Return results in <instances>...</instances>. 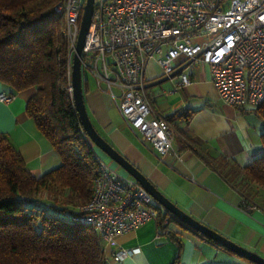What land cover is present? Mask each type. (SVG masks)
Listing matches in <instances>:
<instances>
[{"label":"built area","instance_id":"obj_1","mask_svg":"<svg viewBox=\"0 0 264 264\" xmlns=\"http://www.w3.org/2000/svg\"><path fill=\"white\" fill-rule=\"evenodd\" d=\"M86 0H60L69 42V92L72 64ZM204 37L202 41L197 38ZM164 75L177 77L172 93L191 82L189 70L208 64L221 99L256 109L264 102V0H96L82 53L84 76L91 75L107 92L126 124L148 144L159 160L173 149L175 132L155 114L147 94L149 61ZM13 95L2 92L0 100ZM98 156V155H97ZM93 197L82 207V223L95 229L112 258L123 261L140 248H120L117 238L148 221H157L156 237L170 233L173 214L136 178L121 175L97 157ZM247 211L260 209L255 202ZM161 220V221H160Z\"/></svg>","mask_w":264,"mask_h":264},{"label":"crops","instance_id":"obj_2","mask_svg":"<svg viewBox=\"0 0 264 264\" xmlns=\"http://www.w3.org/2000/svg\"><path fill=\"white\" fill-rule=\"evenodd\" d=\"M147 94L153 112L167 118L174 130L173 149L159 160L123 119L111 96L98 88L93 76H84V96L89 115L101 135L134 164L165 196L185 212L236 243L264 256V206L247 211L243 195L229 181L227 165L245 166L263 151L264 119L256 109L236 108L225 102L212 81L208 64L189 70L191 82L172 93L177 77H166L162 67L149 61ZM11 94L0 81V94ZM35 89L0 100V132L5 133L37 177L62 162L49 139L27 114L26 105ZM97 155L129 175L109 155L94 145ZM211 158V161L209 160ZM157 221L120 235L118 247L140 251L123 261L107 246L108 264H251L188 228L178 219L170 233L156 237ZM180 239L182 247L179 246Z\"/></svg>","mask_w":264,"mask_h":264},{"label":"trees","instance_id":"obj_3","mask_svg":"<svg viewBox=\"0 0 264 264\" xmlns=\"http://www.w3.org/2000/svg\"><path fill=\"white\" fill-rule=\"evenodd\" d=\"M59 1L0 0V81L13 96L35 89L27 114L62 160L37 177L0 132V264H108L102 236L78 220L100 169L69 92V42L65 18L56 10ZM256 110L264 119V102ZM262 141L264 147V132ZM227 168L243 206L263 207L264 151L245 166ZM179 262L180 254L173 264Z\"/></svg>","mask_w":264,"mask_h":264},{"label":"water","instance_id":"obj_4","mask_svg":"<svg viewBox=\"0 0 264 264\" xmlns=\"http://www.w3.org/2000/svg\"><path fill=\"white\" fill-rule=\"evenodd\" d=\"M96 0H86L81 19L80 33L76 46V53L73 57L72 64V86L73 99L80 117L82 126L87 136L102 151L109 155L117 162L129 175L136 178L161 204H163L178 220L185 226L197 232L201 236L212 239L219 245L226 247L239 256L245 257L256 264H264V256L257 252L236 243L221 232L211 228L207 224L185 212L167 196H165L134 164L123 156L114 146L108 142L95 127L89 112L87 110L84 89H83V70H82V53L87 38V34L92 22V17L95 10Z\"/></svg>","mask_w":264,"mask_h":264},{"label":"rangeland","instance_id":"obj_5","mask_svg":"<svg viewBox=\"0 0 264 264\" xmlns=\"http://www.w3.org/2000/svg\"><path fill=\"white\" fill-rule=\"evenodd\" d=\"M203 39H204V37H199V38H197L198 41H202ZM263 193H264V191H263ZM261 196H262V195H261ZM256 202L260 203L259 199H257Z\"/></svg>","mask_w":264,"mask_h":264}]
</instances>
